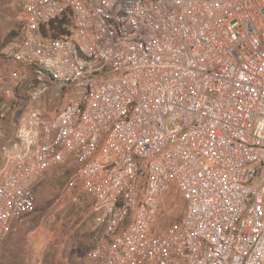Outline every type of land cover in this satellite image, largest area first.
<instances>
[{
  "label": "built area",
  "instance_id": "built-area-1",
  "mask_svg": "<svg viewBox=\"0 0 264 264\" xmlns=\"http://www.w3.org/2000/svg\"><path fill=\"white\" fill-rule=\"evenodd\" d=\"M11 56L78 94L0 99V237L67 161L99 232L79 264H264V0H24Z\"/></svg>",
  "mask_w": 264,
  "mask_h": 264
},
{
  "label": "rangeland",
  "instance_id": "rangeland-1",
  "mask_svg": "<svg viewBox=\"0 0 264 264\" xmlns=\"http://www.w3.org/2000/svg\"><path fill=\"white\" fill-rule=\"evenodd\" d=\"M23 3L24 0H0V99L8 104L11 98L36 88L41 94L31 106L44 107L53 114L74 99L78 91L12 58V45L22 27ZM10 74L17 78H10ZM20 113L21 110L11 109L5 113L7 135L18 126ZM72 167L67 161L55 165L36 183V209L15 220L18 223L0 237V264H79L76 258L97 242L99 232L92 198L78 187L67 185ZM163 199V218L158 220L156 230L177 227L184 212V200L176 188L172 187Z\"/></svg>",
  "mask_w": 264,
  "mask_h": 264
},
{
  "label": "trees",
  "instance_id": "trees-1",
  "mask_svg": "<svg viewBox=\"0 0 264 264\" xmlns=\"http://www.w3.org/2000/svg\"><path fill=\"white\" fill-rule=\"evenodd\" d=\"M69 25V18H62L61 20H59L57 22V25H56V35H64V34H67L68 33V26Z\"/></svg>",
  "mask_w": 264,
  "mask_h": 264
},
{
  "label": "crops",
  "instance_id": "crops-1",
  "mask_svg": "<svg viewBox=\"0 0 264 264\" xmlns=\"http://www.w3.org/2000/svg\"><path fill=\"white\" fill-rule=\"evenodd\" d=\"M4 105V104H3ZM5 105H8L7 103L5 104ZM5 123H6V120L4 119V127H5V129L7 128V125H5ZM15 223H18V221H15L13 224H15ZM16 226V225H15ZM19 225H17L16 227H18ZM2 250H1V248H0V252H1Z\"/></svg>",
  "mask_w": 264,
  "mask_h": 264
}]
</instances>
